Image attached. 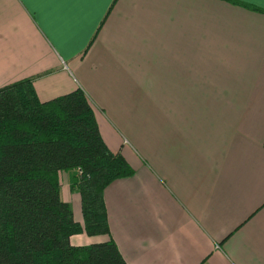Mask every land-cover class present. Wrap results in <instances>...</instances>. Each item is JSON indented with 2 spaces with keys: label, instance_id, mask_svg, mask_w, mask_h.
Wrapping results in <instances>:
<instances>
[{
  "label": "crops",
  "instance_id": "obj_1",
  "mask_svg": "<svg viewBox=\"0 0 264 264\" xmlns=\"http://www.w3.org/2000/svg\"><path fill=\"white\" fill-rule=\"evenodd\" d=\"M28 78L42 102L80 88L134 170L103 194L126 264H264V13L224 0H0V88ZM74 174H60V198L82 223Z\"/></svg>",
  "mask_w": 264,
  "mask_h": 264
},
{
  "label": "trees",
  "instance_id": "obj_2",
  "mask_svg": "<svg viewBox=\"0 0 264 264\" xmlns=\"http://www.w3.org/2000/svg\"><path fill=\"white\" fill-rule=\"evenodd\" d=\"M32 83L0 88V264H126L110 234L103 194L134 170L107 148L80 88L42 102ZM63 172L75 173L69 190L80 196L82 223L60 198ZM79 234L105 240L72 245Z\"/></svg>",
  "mask_w": 264,
  "mask_h": 264
}]
</instances>
